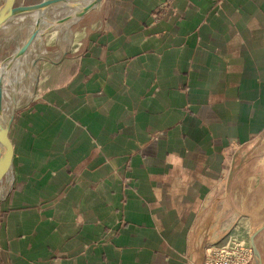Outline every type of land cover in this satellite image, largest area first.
I'll use <instances>...</instances> for the list:
<instances>
[{
    "label": "crops",
    "instance_id": "crops-1",
    "mask_svg": "<svg viewBox=\"0 0 264 264\" xmlns=\"http://www.w3.org/2000/svg\"><path fill=\"white\" fill-rule=\"evenodd\" d=\"M167 1L104 0L13 116L0 264H203L236 224L231 149L264 134V0L155 18Z\"/></svg>",
    "mask_w": 264,
    "mask_h": 264
},
{
    "label": "rangeland",
    "instance_id": "rangeland-1",
    "mask_svg": "<svg viewBox=\"0 0 264 264\" xmlns=\"http://www.w3.org/2000/svg\"><path fill=\"white\" fill-rule=\"evenodd\" d=\"M40 1L43 0H18L17 2L18 5H30L38 3ZM73 1L75 0H67L68 3L66 6H64L63 4L58 5L59 10H67L75 7L76 4H74ZM2 3L3 0H0V6ZM101 3H103V1ZM101 3L97 6V8H92L80 18L74 16V20L72 19L73 22L66 23L67 21L71 20L70 18L64 22L65 24H57L56 21L53 22L54 26L64 24L63 27L58 29L59 33H52L47 35L45 34L46 36L44 35V37L41 38V41L39 40V43L37 42L35 46L30 48L28 56L24 58L27 59L23 67L25 75L24 72L18 73L19 94H16V99L19 98V103L13 110V116L17 112H19L26 104L30 103L33 100V98L37 95V89L39 87H41L42 89L43 85H45L44 79L48 80L49 83L52 81L57 82L56 79L58 78V76L56 78L53 77L54 73H52L51 71V69L53 68L52 66L59 64L65 57L69 56L70 54L76 53L81 48H79V46L81 45L83 38L81 39L80 44L76 49L73 46V40L75 39V36L77 34L83 32L85 35V33L88 34L90 30L95 29L100 17L99 11L96 10H98L99 6H101ZM51 9L52 8H50L44 15V21L46 22H51L52 19L62 18L67 14L66 12H58L53 10L51 11ZM41 27L43 33L46 29L52 28L50 27L44 29V23L41 25ZM65 32H68L69 34L67 41H63L65 39L62 38V35ZM27 36L28 27L22 28L21 31L17 32L9 40L5 39V35L1 31L0 61L11 56L17 50L16 48L18 46V43L22 39H26ZM34 60L35 62H38L35 64V62H33ZM13 73L14 72H12V74ZM0 80H2L1 77ZM20 90L24 94L20 92ZM20 99H22V103ZM231 150L233 151V153L231 154L230 159H232V162L234 160V163L231 167V174L232 176H236L237 178L235 187L237 190L238 217L236 224L231 227L229 232L222 236L219 242L216 241L214 244L224 242L229 236H235L250 243V235L252 234L253 230L264 221V134L247 146H243L237 149L232 148ZM12 179V184L9 185V177L7 178L6 176L3 178L2 185L0 184V189L2 187L9 188L6 191L7 194L5 193V196L0 200V204L8 197V195L12 191L14 174L12 176ZM255 244L257 250L260 253L262 264H264V230H262L255 237ZM250 264H256L255 259H253Z\"/></svg>",
    "mask_w": 264,
    "mask_h": 264
},
{
    "label": "bare ground",
    "instance_id": "bare-ground-1",
    "mask_svg": "<svg viewBox=\"0 0 264 264\" xmlns=\"http://www.w3.org/2000/svg\"><path fill=\"white\" fill-rule=\"evenodd\" d=\"M40 2H42V1H40ZM3 3H4V0H3ZM73 3L76 4V6L71 8V9H67V10H59V7L57 5L54 7H51L52 8L51 11L53 10V11H58V12H66L67 14L64 15L62 18L52 19L51 22H46V21H44L45 20L44 14L42 12L27 13L24 15L16 16L15 18L8 21V23H6L2 27L0 32L2 31L3 34L5 35V39L9 40L13 37V35H15L19 31H21L22 28L28 27V36L26 37V39H27L29 37V35L31 34V32L33 31V29L35 28L36 23L39 21H40V26L44 23V26H45L44 29L54 26L53 22L58 21V20L63 19V18H67V17H70L71 20L67 21L66 23L73 22V20H74L73 18L75 16V14L79 11V9H81L82 7L89 4L90 0H75V1H73ZM100 3H98L95 8H97V6ZM2 4H1V6H2ZM64 24L59 25V26L56 25V26L52 27L51 29H46L44 31V33L42 34V36H39L37 38V40L34 41L30 45L28 51L26 52V54H24V56L13 61L12 60L13 54H15V52H17V50L20 49L21 46L23 45V43L26 41V39H24V40L22 39L18 43V46L16 48L17 50L15 49L16 51L11 56L0 61V77L2 79V80H0V90H1V92H0V96H1V98H0L1 99V101H0V126L6 127V125L8 123H10V121L13 118V115H12L13 110L16 107V105L19 103V98L16 99V94H19L18 93V91H19L18 90V87H19L18 73L24 72L23 67L27 61V59H24V58L28 56L30 48L35 46L37 44V42L39 43V40L41 41V38L44 37L45 34L47 35V34H52V33H59L58 29L63 27ZM68 36H69L68 32H65L62 35V38L68 40ZM12 72H14L13 73L14 75L12 74ZM24 75H25V72H24ZM29 91H30V89H29ZM20 92H22V91L20 90ZM20 97H22V96H20ZM21 100L22 99H20V101ZM21 103H22V101H21ZM13 172L14 171L10 170V171H8V174L6 175L7 178L9 177V180H8L9 185L12 184V180H13L12 176L14 174ZM2 183H3V179L0 182V184L2 185ZM1 189H0V200L2 199V197L5 196V193H6L7 189H9V188L2 187Z\"/></svg>",
    "mask_w": 264,
    "mask_h": 264
},
{
    "label": "water",
    "instance_id": "water-1",
    "mask_svg": "<svg viewBox=\"0 0 264 264\" xmlns=\"http://www.w3.org/2000/svg\"><path fill=\"white\" fill-rule=\"evenodd\" d=\"M18 0H4V3L0 7V30L2 27L8 23L11 19L15 18L19 15H24L27 13L32 12H42L44 15L46 12L54 6H58L60 4H63L64 6L67 5V0H43L42 2L30 4V5H18ZM104 0H90V3L86 6L82 7L76 14L75 17L80 18L84 16L89 10L96 7V5ZM17 4V5H16ZM70 17L60 19L57 22V24H62L66 20H68ZM43 34L42 27L40 26V21L36 23L35 28L29 35V37L26 39V41L23 43L20 49L15 52L12 56V60L15 61L16 59L21 58L26 54L28 51L30 45L37 40L39 36ZM35 62V60L33 61ZM38 61L35 62V64ZM1 92V90H0ZM1 98V96H0ZM1 101V99H0ZM13 119V118H12ZM12 121L4 126H0V182L6 175L8 174V171H13V157H14V149L12 142L9 137V130L10 125ZM263 167H264V158H263ZM264 230V221L256 227L252 234L250 235V245L253 250L254 259L256 264H262V259L260 256L259 251L256 248L255 244V237Z\"/></svg>",
    "mask_w": 264,
    "mask_h": 264
},
{
    "label": "built area",
    "instance_id": "built-area-1",
    "mask_svg": "<svg viewBox=\"0 0 264 264\" xmlns=\"http://www.w3.org/2000/svg\"><path fill=\"white\" fill-rule=\"evenodd\" d=\"M169 0L160 5L158 14L165 15ZM254 259L250 243L235 236H229L224 242L206 247L203 264H250Z\"/></svg>",
    "mask_w": 264,
    "mask_h": 264
}]
</instances>
